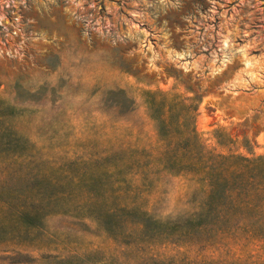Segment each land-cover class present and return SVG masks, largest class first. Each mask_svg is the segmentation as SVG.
<instances>
[{"label": "rangeland", "instance_id": "rangeland-1", "mask_svg": "<svg viewBox=\"0 0 264 264\" xmlns=\"http://www.w3.org/2000/svg\"><path fill=\"white\" fill-rule=\"evenodd\" d=\"M262 157L264 0H0V264H264Z\"/></svg>", "mask_w": 264, "mask_h": 264}, {"label": "trees", "instance_id": "trees-1", "mask_svg": "<svg viewBox=\"0 0 264 264\" xmlns=\"http://www.w3.org/2000/svg\"><path fill=\"white\" fill-rule=\"evenodd\" d=\"M258 160L259 161H264V157L259 158ZM260 163H261V165H263L264 162H260ZM253 169H255V168H252V170ZM262 173L264 174V172H262ZM234 175H235L236 178H238V180H239L240 177H245V175L241 171H239V170L236 173H234ZM235 182L236 181H234V183ZM235 184H237V183H235ZM258 184L255 183V185H258ZM248 186H249L248 180L245 181V179L243 181H240L239 182V185H235V187H237L238 189H244V188H247ZM260 186H263V185H260Z\"/></svg>", "mask_w": 264, "mask_h": 264}]
</instances>
